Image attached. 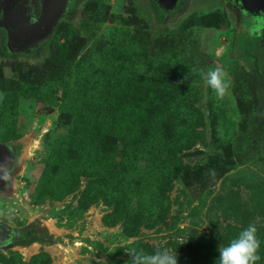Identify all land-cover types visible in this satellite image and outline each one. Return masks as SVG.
<instances>
[{"label":"rangeland","instance_id":"1","mask_svg":"<svg viewBox=\"0 0 264 264\" xmlns=\"http://www.w3.org/2000/svg\"><path fill=\"white\" fill-rule=\"evenodd\" d=\"M156 4L77 0L36 52L0 55L1 135L23 146L11 189L0 190V220L33 223L38 236L53 239L0 251V264H129L126 251L149 252L146 246L177 251L178 264L199 255L216 261L219 246L249 223L261 242L257 264H264V14L255 17L236 0H177L164 13ZM217 64L231 80L222 99L201 77ZM89 71L117 72L120 94L112 99L108 83L102 99L85 98L82 74ZM63 87L93 115L129 93L141 103L151 104L153 92L154 105L175 104L176 114L150 122L149 135H158L143 154L151 163L132 167L134 191L127 190L133 205L157 196L159 221L119 216L105 178L80 175L72 188L48 186L58 166L53 138L75 117L59 106ZM160 140L178 143L170 146L176 162L167 183Z\"/></svg>","mask_w":264,"mask_h":264},{"label":"trees","instance_id":"2","mask_svg":"<svg viewBox=\"0 0 264 264\" xmlns=\"http://www.w3.org/2000/svg\"><path fill=\"white\" fill-rule=\"evenodd\" d=\"M156 6L160 12H166L159 5L156 4ZM116 74L117 72L94 74L90 71L82 74L85 80L84 97L102 99L106 94V85L109 83V86L113 88L112 94H114L111 98L114 99L116 94H120L122 86L120 81L113 83ZM69 91V87H63L59 106L75 117L67 124L66 132L58 133L53 138L51 162L58 166L55 170V178L48 182V186H53L55 181H63V187L71 184L69 187L72 188L74 186L72 183L75 184L80 175L105 178L109 183L108 187H105V192L115 203L119 216L122 213L124 215L126 211L135 218L141 215L143 221L150 223L159 221L158 215L162 211L157 196L149 199L142 198L136 205H133L131 203L132 194L127 190L134 191L132 167L139 160H145L147 164L151 163L143 154V147L147 148L150 138L158 135V133L149 135L150 122L154 123L161 113L176 114L175 104L169 101L154 105L158 102L159 95L153 92L147 95L151 104L146 101L141 103L131 99L132 95L129 93L124 94L130 98L126 96L123 104L114 106L111 103V106H104L93 115L89 112L87 101L78 98L71 99ZM191 109L194 114L196 107L193 105ZM176 144L178 143L174 144L166 140L155 142L156 148L161 147L159 154H162L166 164L163 171L161 170L164 183L169 181V176L175 171L173 166L176 159L171 155L170 146ZM156 148L152 147L153 150ZM45 177L46 174L42 178ZM22 237L25 239L22 244L32 241L42 244L53 243L52 237L46 233L38 236L34 231L27 234L24 230ZM146 247L149 252L155 251L153 247ZM194 261L186 264H215L214 259L209 256L204 258L199 255Z\"/></svg>","mask_w":264,"mask_h":264},{"label":"flooded vegetation","instance_id":"3","mask_svg":"<svg viewBox=\"0 0 264 264\" xmlns=\"http://www.w3.org/2000/svg\"><path fill=\"white\" fill-rule=\"evenodd\" d=\"M76 1L0 0V55L36 52L52 38L56 26L71 12ZM243 8L255 17L264 14V11ZM3 127L6 128L0 124V190L9 191L20 167L23 146L19 139L3 137ZM35 229L33 223L13 227L0 220V251L24 243L22 232L29 234Z\"/></svg>","mask_w":264,"mask_h":264},{"label":"clouds","instance_id":"4","mask_svg":"<svg viewBox=\"0 0 264 264\" xmlns=\"http://www.w3.org/2000/svg\"><path fill=\"white\" fill-rule=\"evenodd\" d=\"M205 83L222 99L231 87V80L225 68L217 64L206 72H201ZM257 226L249 223L238 236L227 245L221 244L217 251L219 256L215 264H257L261 259L258 254L261 242L257 236ZM126 252L132 254L129 264H178V253L167 247L157 248L154 252L131 248Z\"/></svg>","mask_w":264,"mask_h":264},{"label":"water","instance_id":"5","mask_svg":"<svg viewBox=\"0 0 264 264\" xmlns=\"http://www.w3.org/2000/svg\"><path fill=\"white\" fill-rule=\"evenodd\" d=\"M157 4L163 10H173L177 5V0H156ZM239 1L242 6L247 8L248 10H259L264 11V0H237Z\"/></svg>","mask_w":264,"mask_h":264}]
</instances>
